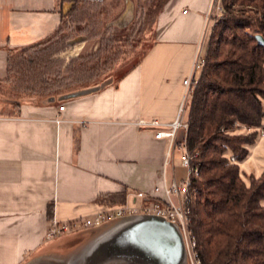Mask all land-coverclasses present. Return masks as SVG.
Returning <instances> with one entry per match:
<instances>
[{
    "label": "crops",
    "instance_id": "1",
    "mask_svg": "<svg viewBox=\"0 0 264 264\" xmlns=\"http://www.w3.org/2000/svg\"><path fill=\"white\" fill-rule=\"evenodd\" d=\"M71 1L0 0V80L8 50L53 33ZM210 1L168 0L152 47L114 86L65 101L0 104V264H52L87 245L80 264H185L178 227L142 213L91 228L89 235L80 230L46 241L44 234L51 219L146 206L137 193L184 179L176 163L180 150L165 164L166 140L136 122L174 120ZM262 125L246 158L236 163L247 186L250 176L264 171V119Z\"/></svg>",
    "mask_w": 264,
    "mask_h": 264
},
{
    "label": "trees",
    "instance_id": "2",
    "mask_svg": "<svg viewBox=\"0 0 264 264\" xmlns=\"http://www.w3.org/2000/svg\"><path fill=\"white\" fill-rule=\"evenodd\" d=\"M99 1L72 0L53 33L33 45L8 50L0 90L7 85L10 93L50 103L96 84L101 89L116 85L133 70L143 57L115 82L109 76L118 60L114 40L95 54L67 63L48 52L47 45L58 39L76 5ZM166 2L155 0L147 12L151 27ZM220 3L224 12L210 30L204 67L186 110L187 129L177 137V145L184 146L191 165L198 168L190 187V230L201 264H264V171L257 179L250 176L247 186L236 164L263 130L264 46L255 36L264 39V0ZM20 104L15 99L13 106ZM242 128L250 132L239 134Z\"/></svg>",
    "mask_w": 264,
    "mask_h": 264
},
{
    "label": "built area",
    "instance_id": "3",
    "mask_svg": "<svg viewBox=\"0 0 264 264\" xmlns=\"http://www.w3.org/2000/svg\"><path fill=\"white\" fill-rule=\"evenodd\" d=\"M220 0H211L209 10L205 18L200 42L192 63L188 77L182 81L185 89L182 100L180 101L175 118L170 123H163L154 117L147 120H138L136 125L143 129L154 130L155 139H164L167 142L165 154V164L173 161L174 154L180 150L179 160L185 170L184 179L180 182L173 180L169 184L163 183L161 187L155 186L150 193H137V198L149 202L146 206L123 205L118 207H108L97 211L89 216L73 218L70 220L58 221L51 219L49 226L44 234L46 241L75 233L80 230L96 228L105 224L115 223L133 215L142 213L166 220L175 224L181 234L185 254L189 264H201L197 256V243L190 230L189 202L190 187L192 178L198 175V168L191 165V157L184 146L177 145V137L181 130L187 129L185 113L189 104L191 92L198 80L204 63V48L214 21L223 14ZM63 107H60L62 110ZM233 161V159H231Z\"/></svg>",
    "mask_w": 264,
    "mask_h": 264
},
{
    "label": "rangeland",
    "instance_id": "4",
    "mask_svg": "<svg viewBox=\"0 0 264 264\" xmlns=\"http://www.w3.org/2000/svg\"><path fill=\"white\" fill-rule=\"evenodd\" d=\"M154 2L155 0H100L99 2L78 4L74 14L65 19V25L58 35V39L47 45L48 52L57 54L53 59L58 58L67 63L72 58L95 54L102 46H105L106 42L114 40L113 46L118 60L109 73L114 81L144 57L152 47L155 30L151 27V19L147 18L146 14ZM70 8L71 3L66 12ZM56 69H61V66L57 65ZM95 86H100V84L92 87ZM15 99L21 103L42 102L39 97L19 96L10 93L7 85L0 90L1 106L4 103L13 105ZM177 157L176 163L180 165L179 156ZM182 173L185 172L180 167L178 169L179 177H184ZM92 230L91 228L84 229L82 231L85 233H82L89 235ZM89 247L87 245L84 247L85 250L79 251L78 249L70 252L67 257L55 260L52 264H80L82 257L88 255ZM186 260L184 259V263L189 264Z\"/></svg>",
    "mask_w": 264,
    "mask_h": 264
},
{
    "label": "water",
    "instance_id": "5",
    "mask_svg": "<svg viewBox=\"0 0 264 264\" xmlns=\"http://www.w3.org/2000/svg\"><path fill=\"white\" fill-rule=\"evenodd\" d=\"M255 39L258 42V44L264 46V39L262 38V36L256 35ZM100 89H101V86H95V87L87 88V89H84V90H81L78 92H74V93L62 96L59 98V101H65V100H69V99H75V98H79L82 96H86V95L98 92Z\"/></svg>",
    "mask_w": 264,
    "mask_h": 264
}]
</instances>
